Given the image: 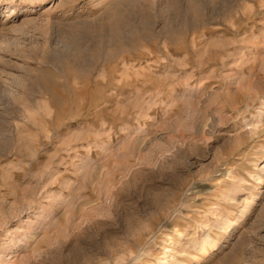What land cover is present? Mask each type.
<instances>
[{"label":"rangeland","instance_id":"obj_1","mask_svg":"<svg viewBox=\"0 0 264 264\" xmlns=\"http://www.w3.org/2000/svg\"><path fill=\"white\" fill-rule=\"evenodd\" d=\"M258 175L264 0H0V264H264Z\"/></svg>","mask_w":264,"mask_h":264},{"label":"bare ground","instance_id":"obj_2","mask_svg":"<svg viewBox=\"0 0 264 264\" xmlns=\"http://www.w3.org/2000/svg\"><path fill=\"white\" fill-rule=\"evenodd\" d=\"M42 2V1H41ZM113 4V3H112ZM10 8H14L13 5H10L8 6ZM16 9H14V12H15ZM122 12V11H121ZM118 23H119V20H118ZM117 24V23H116ZM121 24V23H120ZM115 26V25H114ZM116 27H119V25H117ZM116 30V29H115ZM119 33V32H118ZM258 165V162L255 163V166ZM256 168V167H255ZM259 179V181H262L264 179L263 175H258L257 177ZM234 222V221H233ZM169 239L171 241H173L172 237H169ZM165 240V239H164ZM214 245V242L211 238V236L209 234H205L202 239H201V242H200V245L198 247V251L201 253V254H208L209 253V249L210 247H212ZM164 249H166L167 247L164 246L163 247ZM166 250H170L169 248L166 249ZM170 254H165L162 258H164V260L162 261L163 264H173V261H167L166 258L169 257ZM161 262L158 261V262H152L151 264H160ZM120 264V263H119Z\"/></svg>","mask_w":264,"mask_h":264}]
</instances>
